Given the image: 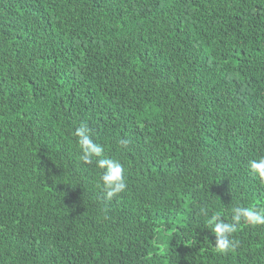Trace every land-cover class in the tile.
Returning a JSON list of instances; mask_svg holds the SVG:
<instances>
[{"label": "trees", "instance_id": "16d2710c", "mask_svg": "<svg viewBox=\"0 0 264 264\" xmlns=\"http://www.w3.org/2000/svg\"><path fill=\"white\" fill-rule=\"evenodd\" d=\"M260 157L264 0H0V264H264V226L208 224L264 208Z\"/></svg>", "mask_w": 264, "mask_h": 264}, {"label": "clouds", "instance_id": "9594fccd", "mask_svg": "<svg viewBox=\"0 0 264 264\" xmlns=\"http://www.w3.org/2000/svg\"><path fill=\"white\" fill-rule=\"evenodd\" d=\"M77 143L80 149V159L85 164L96 163L102 171L101 182L106 192V197L112 199L124 192L127 188L125 179V169L123 165L112 158L104 155V148L96 143L90 129L86 123H81L75 130ZM123 148H127L130 140L122 138L119 141ZM249 167L253 174L264 179V157L250 161ZM202 214L207 215L205 209H201ZM251 226H264V208L255 207H234L232 209L231 222H225L218 215H212L208 219V224L215 236V249L222 254H227L235 248L232 234L236 232L237 226L241 223Z\"/></svg>", "mask_w": 264, "mask_h": 264}]
</instances>
